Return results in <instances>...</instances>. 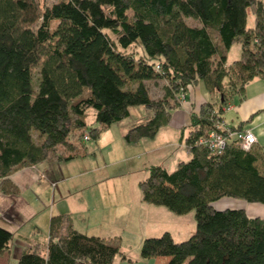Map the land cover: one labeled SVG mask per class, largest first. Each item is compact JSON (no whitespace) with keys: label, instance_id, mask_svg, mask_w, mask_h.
Masks as SVG:
<instances>
[{"label":"trees","instance_id":"1","mask_svg":"<svg viewBox=\"0 0 264 264\" xmlns=\"http://www.w3.org/2000/svg\"><path fill=\"white\" fill-rule=\"evenodd\" d=\"M235 43L241 57L228 64ZM257 76H264V0H0V193L19 194L9 177L25 167L84 156L85 137L99 139L133 106L151 115L124 140L155 138L181 96L203 82L221 107L204 103L191 113L190 158L174 170L148 167L139 184L147 203L180 215L195 210L197 230L183 242L168 231L146 238L140 253L167 264H264V218L213 205L225 197L264 204L256 144L244 150L216 127L223 106ZM160 80L164 95L153 98L147 84ZM89 108L96 127L86 122ZM213 130L227 138L222 152L199 144ZM49 223L47 243L29 242L18 264H113L120 253L119 245L78 230L70 213ZM14 238L0 225V253Z\"/></svg>","mask_w":264,"mask_h":264},{"label":"rangeland","instance_id":"2","mask_svg":"<svg viewBox=\"0 0 264 264\" xmlns=\"http://www.w3.org/2000/svg\"><path fill=\"white\" fill-rule=\"evenodd\" d=\"M55 1L44 0V3L51 6ZM187 22L190 25L196 24L194 20L188 18ZM57 24L58 22H52L51 30H54L58 26ZM165 83L167 82L161 80L148 82L147 87H149L153 98L163 97V85ZM131 110L132 114L123 119L124 124L113 123V128L117 130V128L125 126V123L130 121L143 122L147 113H149L143 106H133ZM93 119L94 111L92 108H89L86 117L89 127L98 126L93 122ZM163 128L164 131L161 138H164V140H168V138L173 139V130L169 127ZM107 129L109 128L103 127L101 132ZM103 136L97 140L91 138L90 141H86V147L82 150L84 151L82 153H85V155L80 154L76 157L78 161H76L75 166L73 164L68 166L70 169H74L71 171L81 170L80 167H87V169L94 168L95 177L98 178L102 174L101 182L89 188H80L82 179L69 180L70 178L67 177L65 180L67 183L64 182L61 185L64 187V192L61 190L62 194H65V187L67 185L72 189L71 200L82 202L87 199L91 203L93 201L95 204L98 203V207L101 210H106L103 216L105 219L91 224L92 229L90 232L101 234L109 242L120 246V253L117 254L113 264H156L155 259L142 257L140 250L144 242L143 240L161 236L166 231L170 232L173 238L179 242L190 238L197 230L195 210L180 215L162 205L147 203L142 197L141 186L139 184L141 180L146 179L148 176V167L160 165H157V162L173 166L170 161L174 160L175 156H179L181 153H172L167 148L166 150L154 151L156 149V140L154 138L141 140L133 144L126 142L124 138L120 139L118 134L116 136L117 142L111 145L109 143L113 141V138H103ZM159 142L163 143L161 140ZM66 155L68 153L64 154V156ZM185 157L188 158L189 156L185 153ZM186 158H179V160ZM83 159H85V162H83ZM52 161L57 162L56 160H49V162ZM169 168L173 170V167ZM97 169L100 171H97ZM43 178L47 179L46 174L43 175ZM19 188L20 195L24 198L23 200L29 204H26L27 206H23L22 208L25 221L31 210L35 211L36 216L31 218V220L28 219V222L19 231L20 236L17 235V237L23 240L26 245L29 244V240L43 244L48 238L49 221L52 215L51 210L54 206V199L57 201L59 198V191L54 190L52 184L45 181L38 182L34 187L26 188V190L23 187ZM76 189H79L77 193ZM236 200L225 197L217 205L225 207L226 203H233ZM35 225H38L39 230L33 235ZM0 259L1 264H18V260L9 251L4 254L0 253ZM166 259V257L159 258V263L162 264L163 260Z\"/></svg>","mask_w":264,"mask_h":264},{"label":"crops","instance_id":"3","mask_svg":"<svg viewBox=\"0 0 264 264\" xmlns=\"http://www.w3.org/2000/svg\"><path fill=\"white\" fill-rule=\"evenodd\" d=\"M197 25L199 23L197 22ZM241 46L239 43H235L231 48L230 52L228 53L227 61L228 64L231 62L238 60L241 57ZM185 98L181 96V105L179 108L173 111L172 113V120L166 126L171 128L173 131V139L168 138V140H164L161 138L162 132L164 128L156 135V149L157 150H166L169 149L172 153L178 154L179 156H175L174 160L170 161L173 166L165 165V163L157 162L156 164H160L167 169L169 167H173V170L176 169L180 161L188 160L190 158V153L185 146V138L189 133V129L187 128L191 122L190 115L192 112H199L200 105L204 103H213L217 109H219L221 103V96L213 93L208 90V87L203 82H200L198 86L192 87L187 90L185 93ZM149 112V111H148ZM150 112L147 113L145 121L150 117ZM221 117H223V122L230 128H237V129H250L258 138V142L255 145V149L262 155L263 161L260 163V167L264 170V76H257L254 77L253 80L249 81L246 85L245 89L241 93H235L234 96L229 100V102L223 106V110L221 113ZM145 121L140 122H128L125 123V126H120V128H113L112 125L106 131L101 132V136L103 138H113V141L109 144L113 145L117 142L116 136L119 134V138L123 139L125 131L133 126L135 123H145ZM124 122V121H123ZM119 124H124V123ZM111 130V131H110ZM118 132V133H117ZM123 134V135H120ZM100 136V138H101ZM178 136V138H177ZM158 137V138H157ZM118 138V139H119ZM177 138V139H175ZM161 140L163 143H160ZM179 145V147H178ZM183 149V150H182ZM188 158L185 157V153ZM183 156V157H182ZM179 158H186L181 159ZM75 159V160H73ZM69 159V161H57V162H44L40 163L33 167H25V169H21L15 172L13 175L9 177V179L13 182L14 185L18 187H23L24 190L26 188L34 187L38 182L45 181L47 183H51L54 190L56 189L57 192L59 191V198L57 199L58 203L56 204V199H54V206L51 210L52 215L60 214L63 212H67L72 214L73 222L75 223V227L80 230L90 234L91 224L98 222V220H104L105 218L104 213L106 210H101L98 207V203H91L89 200H85L79 202V200H71L72 196V189L66 185L65 194H62L64 189L61 186L64 182L67 183L66 178L69 177L71 179H82L84 184L81 182V187H92L101 182L100 174L97 177L94 176V168L87 169V167H80L81 170L71 171L74 169H70L68 167L70 164L75 166L77 158ZM85 162V159H83ZM155 164V163H154ZM170 170V168L168 169ZM97 171H100L97 169ZM47 172V173H46ZM74 172V173H73ZM46 174L47 179L43 178V175ZM74 174V175H73ZM63 175V176H62ZM73 176V177H72ZM84 177V178H83ZM99 179V180H98ZM1 183V180H0ZM69 184V183H68ZM60 189V190H59ZM70 189V190H68ZM79 189H76V193ZM64 192V190H63ZM19 194L11 195V194H2L0 193V225L4 228L9 229L13 236H15L11 248L9 250L10 253L14 255V258L18 260V255L21 252L22 248L26 246L25 242L17 237L20 236L19 231L25 226V223L28 222V219L36 216L35 211L30 212L28 215L27 220L25 221V216L22 213L23 206H27L28 204L24 198ZM101 201V200H100ZM103 202V200H102ZM218 202H215L216 208L220 210H224L226 208H243L246 210V214L252 218L262 217L264 218V204H252V203H245L242 200H236V202L226 203L225 207H221L217 205ZM232 204V205H228ZM29 205V204H28ZM101 211V212H100ZM101 214V215H100ZM100 215V216H99ZM98 218V219H97ZM39 230L38 225H35V229L33 235ZM96 235H100L104 238L103 235L95 233ZM94 235V234H93ZM49 238V235H48ZM45 240L44 244L48 241ZM26 240H29L25 238ZM30 242H34L29 240ZM28 245V244H27ZM159 258L155 259L156 264H160ZM168 259L163 260L162 264H167ZM1 264V259H0Z\"/></svg>","mask_w":264,"mask_h":264},{"label":"built area","instance_id":"4","mask_svg":"<svg viewBox=\"0 0 264 264\" xmlns=\"http://www.w3.org/2000/svg\"><path fill=\"white\" fill-rule=\"evenodd\" d=\"M157 68H159V66ZM216 127L220 129L225 128L229 136L239 140L241 147L244 150L245 149L250 150L251 147L258 142V138L255 136V134L250 129L231 130L230 127L225 125L223 121L217 123ZM88 138L89 137L86 136L85 140L88 141ZM226 141H227V138L223 134L221 135L219 132L213 130L211 131V133L208 134V136L202 137L200 139L199 144L210 151L222 152L226 144Z\"/></svg>","mask_w":264,"mask_h":264}]
</instances>
